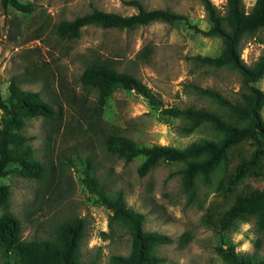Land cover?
I'll return each instance as SVG.
<instances>
[{"label": "rangeland", "instance_id": "rangeland-1", "mask_svg": "<svg viewBox=\"0 0 264 264\" xmlns=\"http://www.w3.org/2000/svg\"><path fill=\"white\" fill-rule=\"evenodd\" d=\"M29 5L16 9L13 2ZM131 0H0V95L7 100L9 84L16 78L22 92H35L59 113L50 142V124L42 117L29 119L20 135L35 159L54 167V182L46 191L29 178L21 165L10 162L0 176L9 187V211L22 222L26 240L46 238L60 222L71 217L85 220L81 244L83 264H109L112 256H127L130 236L110 221L112 212L84 183L83 170L92 164L104 192L122 191L126 204L145 216L144 229L172 237L155 255L162 264H225L217 249L232 247L237 254L264 257V139L254 134L232 139L222 166L210 173L208 183L199 178L198 203L189 204L180 189L181 165L163 163L145 176L138 172L145 159L125 162L109 153L103 134H120L139 146H171L184 150L201 141H218L222 135L202 125L185 132L184 122L161 113L190 106L216 110L192 86L212 89L233 102L240 91V76L228 67L198 65L193 57H218L219 38L206 37L184 22H156L134 30L87 27L78 39L58 38L54 27L93 8L130 16ZM146 9L170 10L187 17L191 25L207 31L209 23L199 0H138ZM224 11L226 0H211ZM256 0H243L249 12ZM264 50V30L243 39L240 58L252 65ZM95 58L116 60L117 71L147 86L158 105L134 91L119 89L107 100L101 114L93 112L95 94L82 88L79 78ZM264 94V75L253 84ZM264 124V102L257 110ZM0 110V121L3 116ZM102 134V135H101ZM44 192V194H43ZM191 239L178 243L183 234ZM20 255H5L0 244V264H13ZM45 264H60L48 255Z\"/></svg>", "mask_w": 264, "mask_h": 264}, {"label": "trees", "instance_id": "trees-1", "mask_svg": "<svg viewBox=\"0 0 264 264\" xmlns=\"http://www.w3.org/2000/svg\"><path fill=\"white\" fill-rule=\"evenodd\" d=\"M203 7L209 28L201 31L191 25L186 16L170 10L146 9L138 0L124 2L133 8L135 13L122 16L93 8L91 12L76 17L71 21H61L54 27L55 35L60 39L74 41L84 28L99 27L102 29L134 30L152 23L178 24L184 22L194 31L206 37L219 38L222 52L218 57H193L198 65L228 67L240 76V91L237 100H230L212 89H201L192 86L196 94L209 99L216 110L190 106L184 109L170 108L161 111L174 119L185 123V132H191L202 125L209 126L215 133L222 135L218 141L204 140L192 144L184 150L171 146H139L131 138L120 134H103L106 150L125 162L136 157L145 159L138 172L145 176L163 163L181 165L180 189L189 204L198 203V185L200 178L208 183L210 173L222 166L225 150L230 141L257 134L264 139V124L257 112L264 102V94L253 84L264 75V50L257 61L246 65L240 58L243 39L254 36L264 30V0H256L252 9L246 12L243 0H226L224 11H220L211 0H199ZM16 9L29 12V5L13 2ZM110 58H95L79 78L82 88L93 91L95 103L93 112L101 114L107 100L119 90L134 91L152 105H158L155 94L134 76L116 70ZM9 97L4 100L0 95V110L3 116L0 121V176L8 163L21 165L26 175L39 182L40 189L46 191L54 182V167L44 164L33 156L29 143L32 138L20 135L25 121L42 117L50 124L47 141L52 140L54 122L59 113L55 107L45 102L39 93L22 92L16 78L9 84ZM102 135V134H101ZM84 183L91 193L96 195L112 216L110 221L119 225L130 236V252L127 256H112L109 264H162L163 259L155 255L157 248L172 245L176 242L170 236L149 232L144 229L145 216L128 207L122 191L109 196L104 192L94 168L87 161L83 170ZM44 194V192H43ZM9 187H0V244L5 255H20L13 264H45L48 255L59 259L60 264H83L81 244L85 237L86 223L80 217H71L60 222L46 238L26 240L23 238V225L20 219L9 211ZM189 234H183L178 243L186 245ZM225 264H264V257L257 254H237L232 247L227 250L217 249ZM8 264V263H7Z\"/></svg>", "mask_w": 264, "mask_h": 264}]
</instances>
